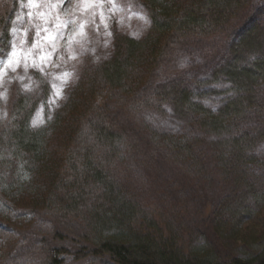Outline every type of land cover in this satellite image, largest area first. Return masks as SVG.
Masks as SVG:
<instances>
[{"label":"trees","instance_id":"trees-1","mask_svg":"<svg viewBox=\"0 0 264 264\" xmlns=\"http://www.w3.org/2000/svg\"><path fill=\"white\" fill-rule=\"evenodd\" d=\"M16 1L0 0L1 46ZM134 4L145 29L117 33L102 58L84 60L45 127L30 123L47 82L11 88L0 121V204L10 213L0 218V264H19L23 239L33 241L22 225L45 216L57 229L32 236L40 264H64L70 252L49 246L70 233L83 243L78 260L264 264V223L258 236L247 226L264 216V22H253L264 0ZM210 40L220 46L202 49ZM149 188L162 191L161 210L146 205L158 201ZM188 216L201 218L191 238L208 246L185 237Z\"/></svg>","mask_w":264,"mask_h":264},{"label":"rangeland","instance_id":"rangeland-1","mask_svg":"<svg viewBox=\"0 0 264 264\" xmlns=\"http://www.w3.org/2000/svg\"><path fill=\"white\" fill-rule=\"evenodd\" d=\"M134 2L135 0H62V2L61 0H33V3H29V0H17L10 22V41L7 45H0V59H8L9 54L13 51V45L17 52L16 56L11 57L13 65L5 66L3 75H0V121L6 117L8 95L11 88L33 91L37 87V80L44 79L48 84L49 94L37 108L30 127L33 129L45 127L75 83L84 60L88 58L97 61L102 58L104 53L110 50L113 38L117 33L136 37L145 29L146 15L142 8L135 5ZM256 20L258 23L264 22V16L254 19L253 22ZM255 28H260V25H256ZM13 29L16 30L15 33ZM262 31H264V27ZM200 44L202 49L210 47L216 49L220 46L219 41L211 40ZM41 56L45 57L44 61H41ZM17 60H19L18 65L15 63ZM25 63L28 65L27 68L24 67ZM33 63L39 67H33ZM13 66L16 67L15 71L11 70ZM40 68H43V71H40ZM224 87L217 85L210 88L223 89ZM223 98L225 99L226 96ZM212 100L215 99L212 98ZM194 101L197 103L196 99ZM199 102L205 105L209 103ZM146 173L153 180L152 173L147 171ZM164 174L162 171L161 176L166 177L167 175ZM156 179H158V183L163 184V179L160 176ZM262 179L264 181L263 177ZM149 189L151 193H155V198L158 194V201L147 202L146 205L161 210L159 204L163 202L164 198L162 191ZM227 190L226 187H217L215 192H217L216 194H227ZM249 205L252 204L249 202ZM5 215L9 216L10 213L6 207L0 204V218ZM198 216L200 215L198 214ZM198 216L192 217V219L188 216L184 219L182 226L184 225L185 230L189 232L185 237L191 238V236H196V231L200 232V225L203 221ZM30 218H25L24 222ZM44 218L46 220L35 217L30 225L27 226L25 223L22 225L25 229L24 233L33 241L28 238L23 239L25 244L21 257L23 260L20 259L19 264H37L40 258V249L31 250V248L42 245L32 236L38 235L41 240L43 236L50 237L51 231L57 229L54 220L47 216ZM256 219L258 218L251 221L254 223L247 225L249 226L248 234L254 236L256 234L258 236L260 231H263L257 224L264 223V216L261 215L258 220ZM78 227L76 230L82 232ZM3 229L4 226L0 223V231ZM69 235L68 241L49 246L60 247L70 252V254L61 255L64 264H112L107 260H98L92 257L76 259L73 253L78 252L83 247V243L77 240L79 238H74L72 233ZM203 236L200 234L195 241H193L194 238L189 240H192L197 248L206 247L209 243L205 242ZM36 242L37 244H35ZM210 245L215 247L217 244L214 245L211 241ZM217 249L215 250L218 252Z\"/></svg>","mask_w":264,"mask_h":264},{"label":"snow or ice","instance_id":"snow-or-ice-1","mask_svg":"<svg viewBox=\"0 0 264 264\" xmlns=\"http://www.w3.org/2000/svg\"><path fill=\"white\" fill-rule=\"evenodd\" d=\"M62 2V0H61ZM29 3H33V0H29ZM15 29H13V32L15 33ZM51 39V37H49ZM17 55V52L15 51V45H13V51L9 54V57L7 60H4V59H0V75H3V68L7 65H13V60L11 59V57L13 56H16ZM45 60V57L44 56H41V61H44ZM16 65L19 64V60H17L16 62ZM33 67H39V65H36L35 63H33L32 65ZM24 67L27 68L28 65L25 63L24 64ZM12 71H15L16 70V67L13 66L11 68ZM40 71H43V68H40Z\"/></svg>","mask_w":264,"mask_h":264}]
</instances>
